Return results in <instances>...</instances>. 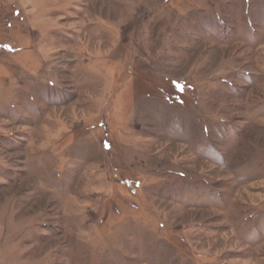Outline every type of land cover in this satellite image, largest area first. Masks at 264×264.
<instances>
[{
  "label": "rangeland",
  "instance_id": "374dc122",
  "mask_svg": "<svg viewBox=\"0 0 264 264\" xmlns=\"http://www.w3.org/2000/svg\"><path fill=\"white\" fill-rule=\"evenodd\" d=\"M0 264H264V0H0Z\"/></svg>",
  "mask_w": 264,
  "mask_h": 264
}]
</instances>
